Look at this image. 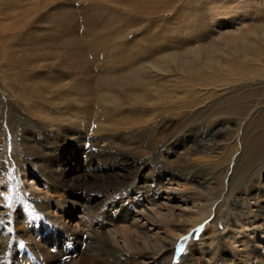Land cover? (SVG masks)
Instances as JSON below:
<instances>
[{"label": "rangeland", "instance_id": "rangeland-1", "mask_svg": "<svg viewBox=\"0 0 264 264\" xmlns=\"http://www.w3.org/2000/svg\"><path fill=\"white\" fill-rule=\"evenodd\" d=\"M137 1L138 7L134 4L131 10V0H0V48L7 46L12 55L22 58L26 68L22 72L37 71L40 76L48 62H40L43 66L38 69L35 62L41 54L75 53L68 61L75 64L84 56L82 47L94 45L91 65L75 68L86 74L81 81H93L103 73L98 69L106 64L110 68L113 51L120 50L123 42L141 39L145 45H158L157 39H174L171 45L179 47L198 39L192 46L232 51L235 63L241 55L227 43L253 34L262 61L251 53L249 72L240 69L227 85L200 93L212 98L203 102L202 111L232 91L234 108H238L234 115L241 107L247 114L227 116L222 114L223 105L201 115L189 111L177 130L164 133L161 116L143 122L147 115L138 107L142 109H125L124 117H135L139 126L131 128L114 116L116 127L94 134V126L66 123L64 105H57L62 117L53 112L60 123L50 127L30 114L27 102L0 77V264H71L83 252L111 258L116 256L113 241L117 243L113 249L131 260L135 252L122 247L119 234L111 233L119 231L113 209H119L120 202L130 204L135 213L144 208L143 213L154 222L145 228L152 232V243L164 247L133 264H180L183 258L190 260L184 264H261L259 260L264 259V248L255 247V238H264V37L259 35L264 14L258 18L256 13L264 9V0ZM176 14H183L182 21ZM147 29L154 38H145ZM106 45L111 49L105 50ZM1 63L0 75L11 81V72L1 70ZM241 95L247 96L242 102ZM252 128L253 137L262 139L254 149L244 134ZM191 139L201 140L200 146L190 143ZM89 176L111 183L117 179L121 191L80 188L81 180H93ZM217 206V218L225 226L217 227L211 245H200L199 239L211 216L206 222L203 219L202 226L179 236L181 228L185 229L183 221L197 219L198 212L208 214L210 208L213 215ZM169 211L174 214L168 221L163 217ZM176 235L173 247L160 240ZM226 239L243 243L236 249ZM166 251L172 253L171 260H162Z\"/></svg>", "mask_w": 264, "mask_h": 264}, {"label": "bare ground", "instance_id": "bare-ground-1", "mask_svg": "<svg viewBox=\"0 0 264 264\" xmlns=\"http://www.w3.org/2000/svg\"><path fill=\"white\" fill-rule=\"evenodd\" d=\"M137 2V0H131V6L133 7L135 4V8L136 5L138 7L139 3L137 4ZM135 8L133 7L131 10H134ZM263 10L264 9L256 11L258 18L263 17ZM176 15V18L182 21L183 14ZM145 33V38L155 37L154 33H151L149 29H147ZM120 34L121 32L119 35ZM259 35L264 37V27L260 29ZM261 36H258V39L261 38ZM93 37H95V35ZM160 37L168 36L166 34V36ZM197 37L199 38V35ZM178 38H180V36H178ZM253 38H255L253 34H246L241 36L240 39L238 38L239 40L236 39L234 42L227 43L228 45H231V47H235L234 53H236V55H241L239 61L235 62L236 64L234 63L235 57H232V51L223 53L221 50L215 51L210 48L202 50L200 47L198 48L196 46H192L193 44H197L198 39L196 42L193 40H187L188 44L184 43L179 45V47H173L171 45V42H173L174 39H168V41H166V39H157V42H159L158 45H145L142 43L141 39H135L132 43L128 41L126 43L123 42L122 47H119L121 51L115 50L113 51L115 53H113L112 57L110 56V68L105 67L107 64L105 65L103 63L105 66H102L100 69H98V72L102 70L103 73L93 81H81L80 79H82V77H86V74L85 72L76 69H83L81 67L82 65L84 67L85 65L92 63L91 50H94V45L92 47L84 45L82 47L83 53L80 51V53H82L84 56H80L78 60L76 59L75 64L73 62H71L73 64L68 62L71 60L72 55H75V53L65 54L64 56L63 54H61L62 56H59L60 53H50L48 57L45 56V54H41L35 62V65L38 67V69L42 68V63L44 61L48 62H46L44 68V72L46 73H40L42 74L40 76L37 71L27 70L26 72H22L24 69H26L22 65V58H19L14 54L12 55L11 50L6 46V50L0 48V62H2V67L4 66V68L1 70H9V72H11L12 77H10V79H12V82L6 78V75H0V77L2 82L9 86V89L13 94L16 95L17 91V96L19 99L27 102V111L30 114L40 117V119H42L44 122H47L50 127L60 123L59 119H55L56 117L53 115V112L57 114L58 118L59 116L62 117V115H60L58 112L57 105H61L60 107L64 105V108H62L64 111H66V123L71 124V126L76 125L77 127L85 125V127L90 128L94 126L92 129L94 134H100L109 127H116L117 123L112 121L114 116L119 117V123L130 125L131 128L135 127L141 122H139L137 119L134 120L133 118L135 117L133 116L130 118L124 117L125 113L127 112L124 110L128 109L130 111H139V109L142 108H137L143 107V111L147 115V118L144 121L142 120L143 122H153L156 118L161 116L163 119V126L165 125L163 129L164 133H172L174 130H177L179 124H182L180 119H182L185 114L195 112L194 115H201L203 113L209 112L211 109L216 111L217 109L214 108L215 106L220 109V106L223 105L224 109L222 107V111L224 112L222 114L227 116H231V114H233V116L237 118L245 117L248 112L245 110V107H241L240 113L234 115V113H237L238 108H234V96L236 95L232 94V91H230L227 96L220 98V100L213 101L206 111H202L203 106L201 105H203L205 100L209 99L210 101L212 98L206 96L204 97L200 93L201 90L209 93L211 90L214 91L218 89L219 85L222 86L231 79L234 80L235 77L239 75L238 72H240V69L243 72H249L250 69L248 67V63L251 59V53H253L256 61H262L263 58H261V56L263 54L260 52L261 54L259 53L260 55H257L259 46L257 47L256 41H254ZM180 40L182 39L180 38ZM62 42L65 43V41ZM144 45L146 47H144ZM110 47L112 46H107L105 50H110ZM45 49H47V47H45ZM233 49L234 48H232V50ZM32 50L39 49L34 48ZM7 51L9 52L8 54ZM23 51L26 50L24 49ZM55 58H60L61 60L51 64L49 61L51 59L55 60ZM232 58L233 60L230 62L229 59ZM246 97V95H241V102L244 101ZM210 117L212 116H209V118ZM249 128L250 127H247V131ZM254 130L255 129L252 128V130L249 132L245 131L244 133L246 138L250 140L249 144L251 145L252 149H254L256 145L260 143V140H262L261 137H253V133L255 132ZM192 142L195 143V146L197 144L198 147L200 146L201 140L197 143V141L191 139L190 143ZM89 177L93 180H81L82 182L80 183V188H84L86 190L103 189L108 193L109 191H121L120 189L122 184L117 179L113 181L114 183H111L106 181H98L99 178L97 176ZM81 200L86 201L87 198H81ZM118 205L119 209L114 208L113 210L118 219L117 222L119 223V231H113L111 233L113 236H117V234H119L121 236L120 239L122 240V247L129 249V251L135 252V255L131 257L132 259L130 260V257H123L121 254L117 253L113 249V246H116L117 243L113 241L115 245H112V252L116 254L115 257L113 256L111 258H106L104 256L105 258H102L95 254H89V252H83L82 255L71 264H133L134 261H139V258H142V255H145L150 251H155L158 253L163 251L164 247H162L160 243H152V237L150 235L151 231L145 229L146 225H153L154 222L152 220L153 218H150L149 215L143 213L144 208L141 207L140 210H138L139 212L135 213L132 210V206L130 204L126 205L124 202H120ZM196 210L199 211L198 207ZM218 210L219 206L216 207V210L212 215V208H210L208 214L198 212L196 214L197 219L190 220L191 218H189V221H183V227H185V229L181 228V234H179V236L188 233L191 229L196 228L199 225L202 226L203 219H205V222L210 219L208 228L204 227L202 229L203 232L199 236V239L200 245H203L205 242H209L211 245L214 240V236L218 235L217 227L225 226L221 221L218 220L219 218H217ZM261 211L264 213V209ZM173 214L174 213L169 211L165 217H163V219L165 218V220L169 221V219H173ZM208 216L211 217L206 220ZM246 230H248V228ZM160 240L163 243H167L170 247H173L178 240V236L176 235L175 238L171 237V239L170 237H160ZM226 241L229 246H232L236 249L237 247L235 246H240L243 243L242 241L229 242L227 239ZM255 247L264 248V238H255ZM262 253L264 255V250ZM145 258L147 259V257ZM167 259H172V253L169 255L168 251H166V257L162 258V260ZM189 261H186L183 258L180 264H184V262L186 263ZM259 262L264 264V259L259 260Z\"/></svg>", "mask_w": 264, "mask_h": 264}, {"label": "snow or ice", "instance_id": "snow-or-ice-1", "mask_svg": "<svg viewBox=\"0 0 264 264\" xmlns=\"http://www.w3.org/2000/svg\"><path fill=\"white\" fill-rule=\"evenodd\" d=\"M187 239V237H181V240H186ZM179 251H182L183 249H182V246H181V248L180 249H178Z\"/></svg>", "mask_w": 264, "mask_h": 264}]
</instances>
